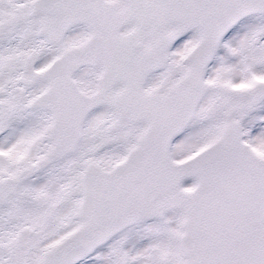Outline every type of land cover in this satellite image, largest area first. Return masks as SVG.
Here are the masks:
<instances>
[{
    "label": "snow or ice",
    "instance_id": "1",
    "mask_svg": "<svg viewBox=\"0 0 264 264\" xmlns=\"http://www.w3.org/2000/svg\"><path fill=\"white\" fill-rule=\"evenodd\" d=\"M0 264H264V0H0Z\"/></svg>",
    "mask_w": 264,
    "mask_h": 264
}]
</instances>
